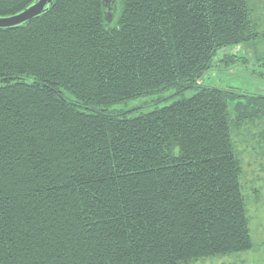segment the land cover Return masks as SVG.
Returning a JSON list of instances; mask_svg holds the SVG:
<instances>
[{
  "label": "trees",
  "instance_id": "1",
  "mask_svg": "<svg viewBox=\"0 0 264 264\" xmlns=\"http://www.w3.org/2000/svg\"><path fill=\"white\" fill-rule=\"evenodd\" d=\"M33 1L0 0V16ZM114 12L54 0L0 28V264H202L253 246L243 153H264V95L202 82L264 34L249 0Z\"/></svg>",
  "mask_w": 264,
  "mask_h": 264
},
{
  "label": "rangeland",
  "instance_id": "2",
  "mask_svg": "<svg viewBox=\"0 0 264 264\" xmlns=\"http://www.w3.org/2000/svg\"><path fill=\"white\" fill-rule=\"evenodd\" d=\"M250 6L253 12V18L257 24V31L264 33V0H250ZM224 54H233L237 56V62L234 66H219L211 70L204 76L202 82L208 86L221 88H236L242 91L264 95V34L259 38L241 43L230 45L225 50H220L218 56L225 57ZM189 91L188 94H191ZM168 96V95H166ZM171 96V95H169ZM153 97H145L130 102L129 105H121V108H131L133 106L149 109ZM165 97L164 99H166ZM258 129L257 131H259ZM249 136H253L252 134ZM246 166H248L245 175L251 180L256 177L249 186L247 192L253 188L258 189V194L251 193L247 200L251 215L253 246L249 250L231 255H219L212 260L205 261L202 264H264V153L260 160L254 163L255 159L250 154L243 153ZM248 161L251 165H248ZM258 176L261 179H258ZM253 192V191H252ZM247 193V194H248Z\"/></svg>",
  "mask_w": 264,
  "mask_h": 264
},
{
  "label": "water",
  "instance_id": "3",
  "mask_svg": "<svg viewBox=\"0 0 264 264\" xmlns=\"http://www.w3.org/2000/svg\"><path fill=\"white\" fill-rule=\"evenodd\" d=\"M53 2L54 0H34L29 6L17 13L0 16V28H10L21 25L46 12L52 6ZM103 2L107 7L106 17L108 21H111L114 17V9L117 0H103Z\"/></svg>",
  "mask_w": 264,
  "mask_h": 264
},
{
  "label": "crops",
  "instance_id": "4",
  "mask_svg": "<svg viewBox=\"0 0 264 264\" xmlns=\"http://www.w3.org/2000/svg\"><path fill=\"white\" fill-rule=\"evenodd\" d=\"M249 3H250V0H249ZM251 5V4H250Z\"/></svg>",
  "mask_w": 264,
  "mask_h": 264
}]
</instances>
